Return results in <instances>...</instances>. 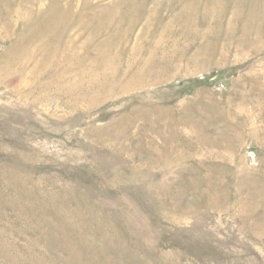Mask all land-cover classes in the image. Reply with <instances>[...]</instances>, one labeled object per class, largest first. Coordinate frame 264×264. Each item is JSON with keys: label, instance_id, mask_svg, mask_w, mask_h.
I'll use <instances>...</instances> for the list:
<instances>
[{"label": "rangeland", "instance_id": "374dc122", "mask_svg": "<svg viewBox=\"0 0 264 264\" xmlns=\"http://www.w3.org/2000/svg\"><path fill=\"white\" fill-rule=\"evenodd\" d=\"M0 264H264V0H0Z\"/></svg>", "mask_w": 264, "mask_h": 264}]
</instances>
